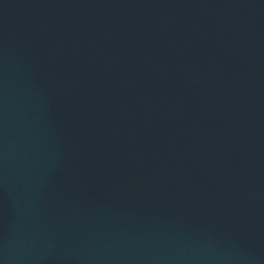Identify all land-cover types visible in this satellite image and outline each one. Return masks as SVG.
Instances as JSON below:
<instances>
[{"label":"water","instance_id":"1","mask_svg":"<svg viewBox=\"0 0 264 264\" xmlns=\"http://www.w3.org/2000/svg\"><path fill=\"white\" fill-rule=\"evenodd\" d=\"M0 264H264V0H0Z\"/></svg>","mask_w":264,"mask_h":264}]
</instances>
